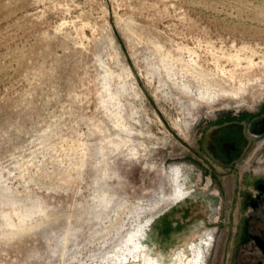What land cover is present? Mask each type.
I'll list each match as a JSON object with an SVG mask.
<instances>
[{
	"label": "rangeland",
	"instance_id": "obj_1",
	"mask_svg": "<svg viewBox=\"0 0 264 264\" xmlns=\"http://www.w3.org/2000/svg\"><path fill=\"white\" fill-rule=\"evenodd\" d=\"M261 108L264 0H0V264H126L183 202L161 264H231L202 133Z\"/></svg>",
	"mask_w": 264,
	"mask_h": 264
},
{
	"label": "flooded vegetation",
	"instance_id": "obj_2",
	"mask_svg": "<svg viewBox=\"0 0 264 264\" xmlns=\"http://www.w3.org/2000/svg\"><path fill=\"white\" fill-rule=\"evenodd\" d=\"M263 129L261 108L255 113L218 118L202 133L201 147L214 171L221 166L235 172L239 182L244 181L242 217L231 264H264V165L259 168L260 160L264 161ZM254 145L256 149L248 156Z\"/></svg>",
	"mask_w": 264,
	"mask_h": 264
},
{
	"label": "bare ground",
	"instance_id": "obj_3",
	"mask_svg": "<svg viewBox=\"0 0 264 264\" xmlns=\"http://www.w3.org/2000/svg\"><path fill=\"white\" fill-rule=\"evenodd\" d=\"M129 242L134 245L133 249H130L129 254L131 255V257H128V254L125 253L121 256L123 260L122 262H126V264H161V261L164 259V256H162L158 252H155V248L149 240L145 242H136V240L131 237ZM201 252L202 251L199 250L198 254L200 255ZM197 257L198 256L196 254L195 258L191 259L194 264L197 263ZM131 258L132 260L129 261V259ZM141 261L143 263H140Z\"/></svg>",
	"mask_w": 264,
	"mask_h": 264
},
{
	"label": "crops",
	"instance_id": "obj_4",
	"mask_svg": "<svg viewBox=\"0 0 264 264\" xmlns=\"http://www.w3.org/2000/svg\"><path fill=\"white\" fill-rule=\"evenodd\" d=\"M185 202L181 203L179 206H176L170 213L166 214L165 217L160 221L158 231L156 232V237L152 238V235L149 237L150 243L156 249L157 246H160L163 243L164 236H167L171 231H175L180 225L184 223L185 220H188V206ZM158 248V247H157Z\"/></svg>",
	"mask_w": 264,
	"mask_h": 264
}]
</instances>
